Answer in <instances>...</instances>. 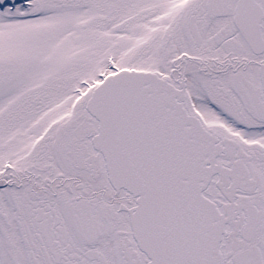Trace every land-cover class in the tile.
I'll use <instances>...</instances> for the list:
<instances>
[{"label": "snow or ice", "instance_id": "1", "mask_svg": "<svg viewBox=\"0 0 264 264\" xmlns=\"http://www.w3.org/2000/svg\"><path fill=\"white\" fill-rule=\"evenodd\" d=\"M0 264H264V0H0Z\"/></svg>", "mask_w": 264, "mask_h": 264}]
</instances>
